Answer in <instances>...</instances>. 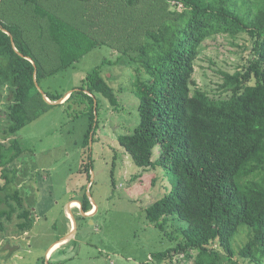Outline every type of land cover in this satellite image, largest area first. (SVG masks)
<instances>
[{
  "label": "trees",
  "instance_id": "trees-1",
  "mask_svg": "<svg viewBox=\"0 0 264 264\" xmlns=\"http://www.w3.org/2000/svg\"><path fill=\"white\" fill-rule=\"evenodd\" d=\"M242 33L253 40L254 56L242 70L223 72L219 89L227 96L194 87L201 44ZM100 46L118 52L116 60L104 58L60 104L89 114L88 145L101 106L97 95L118 105L102 66L122 58L133 63L137 123L118 143L136 165L176 176L170 191L146 208L147 218L160 229L171 217L186 222L177 236L169 235L175 244L152 258L241 264L237 253L247 264H264V0H0V100L7 119L0 141V235L16 212L19 230L33 226L32 210L11 188L18 172L13 163L24 153L16 133L54 105L34 77L40 86V79ZM43 91L51 101L63 96ZM83 164L89 180V163ZM81 204L90 209L87 198ZM243 228L247 240L236 252L233 240Z\"/></svg>",
  "mask_w": 264,
  "mask_h": 264
},
{
  "label": "rangeland",
  "instance_id": "rangeland-1",
  "mask_svg": "<svg viewBox=\"0 0 264 264\" xmlns=\"http://www.w3.org/2000/svg\"><path fill=\"white\" fill-rule=\"evenodd\" d=\"M253 47V40L245 33L218 34L206 39L194 64V87L214 98L220 94L226 97L219 89L223 72L242 70L254 56ZM118 54L107 46L93 48L75 64L40 79V86L42 90L63 94V103L88 72L104 58L115 61ZM101 72L118 97V105L97 95L101 106L88 145L83 141L89 114L81 112L76 104H54L16 133L24 153L13 163L18 172L11 189L19 190L34 221L31 229L24 232L17 227V212L11 220H4L0 264H171L153 259L152 255L172 247L176 240L169 235L177 236L175 230L182 229L186 222L171 217L160 229L147 218L146 208L170 191L176 176L158 166L136 165L118 143L119 135L129 133L137 123V99L131 85L133 63L122 58L115 64L103 65ZM5 111L3 99L0 141L7 123ZM7 139L4 142L8 143ZM158 152L155 147L153 159ZM85 162L89 163V180ZM84 197L91 204L87 212L93 209L91 215H83L79 205L71 202ZM69 202L76 226L74 236L50 253L48 260L51 245L70 231L71 215H66ZM91 202H95L96 211ZM247 232L248 228H243L234 237L236 252L247 240ZM235 258L247 264L237 253ZM173 264L191 261L179 258Z\"/></svg>",
  "mask_w": 264,
  "mask_h": 264
},
{
  "label": "water",
  "instance_id": "water-1",
  "mask_svg": "<svg viewBox=\"0 0 264 264\" xmlns=\"http://www.w3.org/2000/svg\"><path fill=\"white\" fill-rule=\"evenodd\" d=\"M4 31L7 32V33H9L7 30H4ZM13 45H14V43H13ZM14 48H15V46H14ZM15 49H16V48H15ZM26 58L29 59L30 61H32V62L34 63V61H33L30 57H26ZM34 80H35V83H36L37 88H38L39 91L42 93L44 99H45L48 103H50V104H60V103H62V100H63L64 97H61L60 99L55 100V101H51V100L47 97V95L44 93V91L41 89V87L38 85V83H37L35 77H34ZM71 92H72V91H69L70 94H71ZM73 201H77V202L79 203V205H80V210H81V213H82L83 215H91V214H92L93 211H92V212H85V211L82 210V204H81V201H79V200H72L71 202H73ZM91 203H92V205H93V207H94V210L96 211L97 206H96L95 202H91ZM70 205H71V203H70ZM69 207H70V206H69ZM67 210H68V213H69V214H67V215H71L72 229H71V231H70L69 233H67L64 237H62L61 239H59L58 241H56L54 244H56V243H60V242H61V243H65V242L69 241L70 239H72L73 236H74V233H75V227H76V226H75V221H74V215H73V213H72V211H71L70 208H67ZM61 243H60V244H61ZM54 244H52L51 247H50V248L48 249V251H47V256H46L47 259L49 258V254H50L49 250L52 248V246H53Z\"/></svg>",
  "mask_w": 264,
  "mask_h": 264
},
{
  "label": "crops",
  "instance_id": "crops-1",
  "mask_svg": "<svg viewBox=\"0 0 264 264\" xmlns=\"http://www.w3.org/2000/svg\"><path fill=\"white\" fill-rule=\"evenodd\" d=\"M66 7H67V5H66ZM53 13V12H52ZM70 203L71 202H69L68 203V205H67V208H70L69 206H70ZM74 203H76L77 205H78V203H77V201H75ZM80 207V206H79ZM71 209V211H72V207L70 208ZM93 211V209H91L90 210V212H92ZM68 214V210L66 209V215ZM68 216V215H67ZM70 220H71V218H70ZM71 229H72V221H70V231H71ZM69 231V232H70ZM67 232V231H66ZM61 243V242H60ZM56 243V244H54L53 246H52V248L49 250V252L52 254V253H55V250H56V248H58L60 245L61 246H64V243ZM50 258V257H49ZM49 258H48V260H49Z\"/></svg>",
  "mask_w": 264,
  "mask_h": 264
},
{
  "label": "bare ground",
  "instance_id": "bare-ground-1",
  "mask_svg": "<svg viewBox=\"0 0 264 264\" xmlns=\"http://www.w3.org/2000/svg\"><path fill=\"white\" fill-rule=\"evenodd\" d=\"M79 205V204H78Z\"/></svg>",
  "mask_w": 264,
  "mask_h": 264
}]
</instances>
